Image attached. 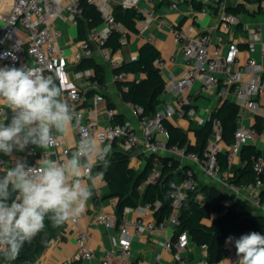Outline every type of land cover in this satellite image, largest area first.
Instances as JSON below:
<instances>
[{
	"label": "built area",
	"instance_id": "1",
	"mask_svg": "<svg viewBox=\"0 0 264 264\" xmlns=\"http://www.w3.org/2000/svg\"><path fill=\"white\" fill-rule=\"evenodd\" d=\"M82 1L98 11L101 22L89 29L86 37L79 41V48L73 51L71 62L77 64L83 57L91 56L93 47H96L103 59L114 65L111 50L105 47L104 43L113 32L118 33L120 44L126 43L127 30L125 26L115 20L112 13L114 4L110 0H0V61L5 66H31L38 69L45 76H57L63 65L64 55L56 43L61 33L55 27L54 21L61 16L68 21L76 22L83 13ZM116 4L122 8H132L140 15L137 20L141 24L140 30L151 23L159 27L163 24V17L155 13L152 8L147 9L140 6L139 0H116ZM173 6H175L174 3H172ZM217 9L219 26L223 31L231 32L232 35L235 34L236 27L241 24L239 15L229 11L223 2L217 5ZM201 12L204 13L205 9H201ZM243 25L246 31L245 38L234 39L230 37L223 40L222 36H217V41L214 42L207 33L193 34L194 29L191 25L177 26L173 29L174 40L182 41L181 58L184 68L179 75L172 72L166 74L161 92L175 96V103L173 105L167 104L165 108L156 110L153 115L144 114L142 107L135 106L140 122L139 131L128 121L123 123L110 122L100 126L94 118V114H91L90 118H85L83 112L78 108L84 96L83 91L76 85L68 86L63 92V99L72 109L75 117L73 121L76 131L74 149L86 135L95 137L102 145L111 143L112 146V143L115 142L118 148L129 154L130 157L137 148L143 145L142 151L148 157H151L152 163L148 181H156L160 175L159 153L161 150L167 149L173 153L186 154L183 149L176 146L166 148L165 143L157 140L155 135L160 133L167 139L168 131L163 121L171 116L178 114L193 117L195 115V108L191 106L190 96L185 94L190 91L195 82H199L201 92L216 90L219 98L230 97L238 108L246 109L259 117L264 125V66L250 55L242 62H238L239 41L244 43L249 53L253 52L256 41L260 37V26ZM20 29L25 31L24 38L18 37L17 33ZM260 52L264 56V44L261 46ZM167 60L174 61L175 56L170 55ZM154 65L160 71L162 60L157 57ZM83 72L88 76L86 91L92 92V102L96 103L103 100L106 82L100 81L89 70ZM76 75L81 76V73H76ZM112 80L121 83L120 93L122 90L127 89L124 72H113ZM4 111H6L7 116H12L10 110L2 107H0V116L3 117ZM91 112L93 113V111ZM107 115L109 118L112 117L113 110L107 109ZM256 132L254 126H247L243 123L236 125L232 142L225 154L227 165L233 162L243 145L254 139ZM220 141L221 126L219 120L215 118L212 121L211 135L201 154H186L205 177L218 179L220 164L217 153L220 151ZM34 151L35 147L29 146L24 152L16 154L10 160V163L15 158H24L26 155L34 153ZM70 153L71 149L62 146L60 141L57 140L48 151L42 153V156L44 159L51 158L63 161ZM0 161L5 162L2 157H0ZM245 162L242 161V163ZM30 165H35V163ZM251 165L254 171L253 181L246 184L222 181L233 192L232 197L222 201L225 206L231 205L242 191L248 190L249 193H252L253 190L260 189L263 186L261 181L264 172L263 156L259 154L251 155ZM181 173L180 181L172 184L170 192L171 212L161 220L142 221L135 219L128 221L125 215L117 220L116 216L105 213H98L94 217L96 223L107 228L115 227L117 230V236L113 237L114 247L103 254L100 264H153L144 261L132 262L129 259L131 237L133 234L144 230L164 228L166 224L172 227L179 224L177 212L182 200L187 192L194 191L197 186V175L193 165L184 166ZM251 197L256 203L261 204L260 207L264 212V203H262L260 196L254 193ZM159 206L160 202L155 201L153 206L146 203L141 208L143 211L150 209L155 212ZM71 221L74 224L78 254L81 259H90L93 257V252L88 246L89 234L79 225L78 217ZM130 227H132V231ZM250 232L252 231L246 230L242 235ZM260 234L264 235V227ZM188 242L189 235L184 230L178 233L174 240L166 239L160 245L166 250L175 248L177 251H185ZM201 246L204 252L198 259L197 264H208L207 245L202 244ZM158 258L159 255H156V259ZM238 259L237 255H234L230 261L232 264H236ZM216 264H228V262L220 260Z\"/></svg>",
	"mask_w": 264,
	"mask_h": 264
},
{
	"label": "crops",
	"instance_id": "2",
	"mask_svg": "<svg viewBox=\"0 0 264 264\" xmlns=\"http://www.w3.org/2000/svg\"><path fill=\"white\" fill-rule=\"evenodd\" d=\"M194 1L203 3V6L201 8H196L191 4V0H139L140 6L147 9L152 8L155 13L161 15L163 17V24L159 27L151 23L144 27L143 30H140L141 24L139 21H136V31H131L125 27L127 30L126 43L120 44L121 46L117 50L111 51L114 65L103 59L99 49L93 47V53L91 56L95 61L102 64L105 74L103 81L106 82L104 98L96 103L92 102V92L86 91L88 76L83 72L89 70L91 73L95 74L94 69H76L78 63L74 64L71 62L73 51L79 48V41L84 39L77 38V21H68L61 16L56 18L54 25L61 33L56 43L63 51L64 62L61 69H59L58 75L53 76L55 83L62 89V93L70 85H76L81 91H83L84 96L81 99L78 108L83 112L85 118H90L91 114H94V118L100 126L110 123L112 118L115 122L128 121L139 131L140 122L136 114L135 106L122 98L118 84L112 80V74L114 67L120 66L122 62H129L136 59L138 50L143 43L150 42L158 50V58L162 60L160 75L164 84L168 72L179 75L184 68L181 58L182 41H175L173 36V29L175 27L191 25L194 29L193 34L207 33L211 37L212 42H214L217 41V36H222L223 40L230 37L234 39H239L240 37L245 38L246 31L243 24H248L249 26L259 25L260 37L256 41V47L253 52L249 53L246 50L244 43H240L239 41L240 51L238 54V62H242L248 55H250L264 66V56L260 52V48L264 44V0ZM110 2L116 4V0H110ZM221 2L225 4L226 8L235 7L237 5L240 7V11L237 15H239L241 24L236 27L235 34L233 35L231 32L223 31L219 26L217 5ZM172 3H174L175 6L172 7ZM203 8L205 9L204 13L201 12V9ZM55 22H57V25ZM17 34L18 37L24 38V29H20ZM170 55L175 56L174 61L167 60ZM3 66H5V64L0 61V67ZM76 73H81V76H77ZM143 77L144 74L142 73H125V78L128 81H138ZM199 87V82H195L190 91L185 93L190 96L191 106L195 108V115L193 117H186L175 114L167 120L186 131L187 141L194 146L196 144V135L193 128L204 124L209 119L212 111L220 106L225 100H229L238 109L236 125L243 123L244 125L254 126L256 128L257 132L254 139L247 144L253 145L255 149L260 152L259 155L264 158V125L260 118L256 117L246 109L238 108L230 97L219 98L216 94V90L201 92ZM157 98L158 103L155 106V111L165 108L167 104L173 105L175 103V96L170 93L160 92ZM109 108L113 110V116L110 118L107 115V109ZM91 111H93V113ZM8 117L9 119L11 118L10 116ZM2 119L3 117L0 116V120ZM7 122L8 121H6V123ZM75 138L76 131L73 125L69 133L62 139H59V141L62 146L69 147L72 152L74 149ZM155 138L162 143L166 142V139L160 133H156ZM229 144L230 143L225 142V140H222L221 138L220 151L226 152ZM142 146L143 145L137 148L130 157L129 166L135 170L141 169L148 158V155L142 151ZM49 149L50 148L39 149L35 147L34 153L26 155L24 159H26L29 164H36L38 160L43 158L42 153ZM241 151L242 148L240 153L234 158L233 162L230 165H227L223 171H220L218 179L203 176L200 173L198 166L192 163L186 154L173 153L167 149L161 150L159 154L161 156H173L179 161V169H182L184 166L193 165L198 178V192L195 199L200 205L204 204L203 202H205L207 197L206 194L209 193L212 188L218 190L217 202L221 205V208L218 211H211L209 218L203 219L204 223L209 225L213 218L221 215L228 209V206H225L222 201L232 197L233 192L228 188L226 183H237L235 182L236 174L239 173L238 170L243 166L240 156ZM18 153L20 152H14L12 157L0 154V157L5 160V169L9 166L10 160H12ZM70 155L71 153L69 156ZM101 161L103 160H96L95 167L90 170L91 175L97 176L98 173H101L97 168V164ZM222 181H225L226 183H222ZM88 183L90 185V182ZM91 189L93 195L87 201L85 211L78 216V223L89 234L88 246L93 252V257L90 259L80 258L74 232V224L70 220L63 224L61 231L48 241L45 248L36 257L35 264H100L103 254L114 247L113 237L117 236L116 228H107L98 224L95 222L94 217L98 213L116 216L117 199L115 196L109 195L110 189L103 177H98L96 184L91 186ZM252 193H257L260 196L262 203H264V184L260 189L253 190ZM252 193H249L248 190H244L236 197V199L240 198L244 200L249 205L251 212L260 213L264 216V212L260 207L261 204L256 203L252 199ZM142 205L143 203L139 202L134 207H125L122 215H125L128 221H133L135 219L142 221L157 220L156 213L150 209L143 211L141 208ZM130 230H133L132 227H130ZM241 235L242 233L237 234L234 237L239 238ZM174 237L175 227H172L169 224H166L164 228H154L137 232L131 237L129 259L132 262L144 261L153 264H197L198 259L204 252L201 246L202 244H197L189 236V242L185 251H177L175 248L166 250L160 245L162 241L166 239H174ZM225 241L219 251L221 261H227L225 259L231 260L232 257L236 255L234 243L226 244ZM156 255H159L158 259H156ZM1 264H10V261L3 258Z\"/></svg>",
	"mask_w": 264,
	"mask_h": 264
},
{
	"label": "clouds",
	"instance_id": "3",
	"mask_svg": "<svg viewBox=\"0 0 264 264\" xmlns=\"http://www.w3.org/2000/svg\"><path fill=\"white\" fill-rule=\"evenodd\" d=\"M0 107L12 113L9 119L4 111L0 120V154L7 157L29 146L52 147L75 119L53 77L31 66L0 67ZM110 151L111 143L102 145L86 135L63 161L42 158L30 165L15 158L6 169L0 161V255L14 261L45 230L46 220L55 228L82 214L93 195L91 186L103 176L90 170ZM225 243H234L236 264H264V235L259 232L229 236Z\"/></svg>",
	"mask_w": 264,
	"mask_h": 264
},
{
	"label": "trees",
	"instance_id": "4",
	"mask_svg": "<svg viewBox=\"0 0 264 264\" xmlns=\"http://www.w3.org/2000/svg\"><path fill=\"white\" fill-rule=\"evenodd\" d=\"M83 13L77 19V38H85L86 33L92 27L100 24L101 18L98 11L91 5L81 2ZM191 4L196 8H201L203 3L191 0ZM235 14L239 13L240 7H227ZM112 13L116 21L131 31H136L135 23L140 15L132 8H122L118 4L112 7ZM111 51L117 50L121 45L118 41V33L113 32L104 43ZM159 55L156 47L150 43H143L139 50L137 58L129 62H122L120 66L114 67L113 72L124 73H142L144 77L138 81H125L127 89L121 91L122 98L134 106H140L144 114L153 115L155 106L158 103L157 96L163 88V79L159 69L154 65L155 59ZM93 68L95 75L100 81L104 80L105 74L102 64L94 60L92 56L83 57L76 69ZM120 87L121 83H117ZM238 116L237 107L229 100L222 102L214 111L210 118L202 125L194 127L196 135V144L192 146L187 141V132L164 120L163 123L168 131V137L165 147L176 146L183 149L186 154H201L205 144L212 132V121L217 119L221 126V138L227 143H231L233 132L236 128V117ZM113 121L111 123H123ZM226 152L219 151L217 158L220 164V171L227 167L225 160ZM260 154L251 144L242 146L241 160L243 163L241 169L236 174V181L239 184H246L253 181L254 171L251 165V155ZM130 156L118 148L115 142L112 143L111 151L107 157L97 164V168L103 173V179L108 184L109 195L116 197V217L120 219L125 207H134L139 202L153 206L155 201L160 202V206L155 211L157 220L171 212L170 192L172 184L180 181L182 173L179 169V161L173 156H159L160 175L156 181H148L152 169L151 157H148L144 166L135 170L129 166ZM264 184V172L261 177ZM198 192L197 186L194 191H189L184 196L181 206L178 210L179 224L175 227V237L181 231H186L193 241L197 244L207 245V260L209 264L218 263L221 260L220 248L229 236H235L246 230L261 232L264 227V216L260 213L251 212L249 205L242 199L237 198L228 209L221 215L213 218L209 225L203 221L210 211H218L221 205L215 200L218 195L217 189H211L207 193L205 203L200 205L195 196ZM214 194V195H213ZM218 199V198H217ZM45 230L37 235L31 243H26L21 249L20 254L10 264H35L36 257L45 248L48 241L55 237L63 225L52 227L46 220ZM173 239V240H174ZM3 261L0 255V264Z\"/></svg>",
	"mask_w": 264,
	"mask_h": 264
},
{
	"label": "rangeland",
	"instance_id": "5",
	"mask_svg": "<svg viewBox=\"0 0 264 264\" xmlns=\"http://www.w3.org/2000/svg\"><path fill=\"white\" fill-rule=\"evenodd\" d=\"M55 24L57 25V22H55ZM214 195V194H213ZM217 198H218V195L215 197V200H217ZM203 203H205V202H203ZM211 212V211H210ZM209 216H210V213H208V215H207V219L209 218ZM209 221V220H208Z\"/></svg>",
	"mask_w": 264,
	"mask_h": 264
}]
</instances>
